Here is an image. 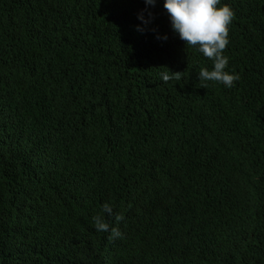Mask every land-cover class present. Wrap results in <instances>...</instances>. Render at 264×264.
<instances>
[{"label": "trees", "instance_id": "1", "mask_svg": "<svg viewBox=\"0 0 264 264\" xmlns=\"http://www.w3.org/2000/svg\"><path fill=\"white\" fill-rule=\"evenodd\" d=\"M223 4L231 88L164 0H0V264H264V0Z\"/></svg>", "mask_w": 264, "mask_h": 264}, {"label": "clouds", "instance_id": "2", "mask_svg": "<svg viewBox=\"0 0 264 264\" xmlns=\"http://www.w3.org/2000/svg\"><path fill=\"white\" fill-rule=\"evenodd\" d=\"M156 2L157 0H145L148 6H155ZM220 4L221 0H164V8L169 13L173 31L186 45L196 47L213 61L211 70L207 67L200 69L199 80L218 81L231 88L240 77L238 73L226 71L229 57L225 55L224 50L229 44V25L235 13L230 5L218 6ZM138 19L146 25L154 19V14L149 12L146 19L142 10L138 13ZM136 27L138 31L144 30L140 25ZM157 38L166 40L167 35L158 34ZM161 75L165 81L169 79L167 73ZM228 158L226 151L222 150L221 160L225 168ZM103 210L109 216L114 214L113 207L108 202L103 204ZM92 220L97 231L110 232V239L122 237L123 233L119 227L110 224L104 216L96 215ZM115 220H124V215L115 213Z\"/></svg>", "mask_w": 264, "mask_h": 264}]
</instances>
